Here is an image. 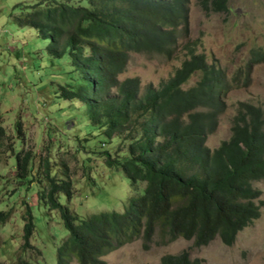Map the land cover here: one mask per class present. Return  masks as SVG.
Returning <instances> with one entry per match:
<instances>
[{"label": "trees", "instance_id": "obj_1", "mask_svg": "<svg viewBox=\"0 0 264 264\" xmlns=\"http://www.w3.org/2000/svg\"><path fill=\"white\" fill-rule=\"evenodd\" d=\"M188 4L189 0H86L85 6L74 7L39 2V9L15 20L53 32L46 51L55 56L67 51L78 76L59 85V96L81 102L90 124L104 125L106 136L121 138L126 153L119 158L106 152L108 166L117 165L130 176L131 185L146 181L142 193L128 197L121 211L97 212L75 223V215L58 199L62 190L71 198V182L46 172L40 200L59 211L69 234L56 249L55 264H104L102 255L133 240L141 239L148 248L156 232L161 244L182 238L197 247L218 236L230 246L235 234L259 217L261 189L253 188L252 182L264 181V113L250 103H237L229 135L213 148L206 144L224 112L222 95L229 85L219 67L207 64L203 53H195L197 41L189 39ZM197 4L208 15L226 11L227 0H197ZM181 46L188 58L158 88L141 87L137 77L118 80L128 52L171 59ZM195 71L202 72L200 81L182 89ZM3 147L12 149V141L0 125ZM144 151L150 154H133ZM31 158L29 149L17 152L19 177H25ZM26 215L25 238L32 228L27 207ZM9 216L10 211L0 210V225ZM201 262L187 250L160 258V264ZM16 264L31 263L21 258Z\"/></svg>", "mask_w": 264, "mask_h": 264}, {"label": "rangeland", "instance_id": "obj_2", "mask_svg": "<svg viewBox=\"0 0 264 264\" xmlns=\"http://www.w3.org/2000/svg\"><path fill=\"white\" fill-rule=\"evenodd\" d=\"M39 2L41 6L56 2L86 5V0H0V125L12 141V149H0V210L10 211L0 225V264H16L21 258L31 264L56 263V249L69 234L59 211L40 200L46 172L71 182V198L62 190L58 199L75 215V223L97 212L121 211L127 198L142 193L146 185L144 179L131 185L130 176L117 165L105 163L106 152L119 158L126 153L121 138L106 136L104 125L90 124L81 102L59 96V85L78 76L68 62L67 51L60 56L46 51L53 32L16 23L18 17L39 9ZM188 7L189 39L197 41L195 53H203L207 64L219 67L229 85L222 95L225 109L218 126L206 138L213 148L229 135L237 103H250L264 113V0H227L226 11L208 15L197 0H189ZM185 53L183 46L171 59L130 51L117 78L137 77L141 87L152 84L158 88L188 58ZM201 76V71H195L181 88L196 85ZM21 149H29L32 155L25 177L16 174V154ZM252 187L261 189L257 200L263 201L260 215L235 234L230 246L218 236L197 247L191 239L182 238L161 244L156 232L148 248L136 239L101 259L104 264H160L162 255L187 250L191 258H200L201 264H264V181L254 180ZM26 207L31 211L32 228L25 238Z\"/></svg>", "mask_w": 264, "mask_h": 264}]
</instances>
